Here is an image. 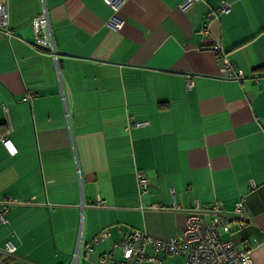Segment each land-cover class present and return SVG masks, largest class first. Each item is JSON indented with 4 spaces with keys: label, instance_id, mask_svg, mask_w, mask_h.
Segmentation results:
<instances>
[{
    "label": "crops",
    "instance_id": "1",
    "mask_svg": "<svg viewBox=\"0 0 264 264\" xmlns=\"http://www.w3.org/2000/svg\"><path fill=\"white\" fill-rule=\"evenodd\" d=\"M3 1L12 34L0 27V208L18 202L0 223V264H69L79 238L80 264H117L114 243L132 230L168 239L195 201L229 211L241 197L249 216L227 238L264 264V0H227L229 12L216 11L221 0H124L117 11L44 0L57 66L31 41L41 0ZM212 43L241 81L220 74ZM129 117L141 124L125 129ZM136 169L149 180L141 197ZM151 203L160 208H140ZM104 228L110 236L87 249Z\"/></svg>",
    "mask_w": 264,
    "mask_h": 264
},
{
    "label": "built area",
    "instance_id": "2",
    "mask_svg": "<svg viewBox=\"0 0 264 264\" xmlns=\"http://www.w3.org/2000/svg\"><path fill=\"white\" fill-rule=\"evenodd\" d=\"M123 1L124 0H104L114 11L118 10ZM198 1L200 0H180L179 7L185 9ZM5 7L6 2L1 0L0 27L5 29L7 35H11L12 31L6 21L7 13ZM230 8V2L221 0L216 11L229 12ZM108 24L114 29H119L123 21L113 16L109 19ZM31 27L33 33L31 41L33 46L49 53L57 66L58 53L54 46L48 9L44 0H41L40 12L31 18ZM204 32L207 33V29H205ZM206 47L221 58V64L219 66L221 75L237 81L243 79V71L237 68L235 63L226 58L218 43H212ZM57 76L60 84L61 100L66 112L65 95L58 73ZM192 87L193 76L188 74L185 77L184 88L185 90H190ZM131 119L132 117H129L131 123L129 122L125 129H128L130 125L137 126L141 124V122L132 121ZM2 142L9 150L14 151L8 137H3ZM135 179L136 193L141 197L148 192L149 180L146 171L136 169ZM254 187V182L250 181L249 189H253ZM16 202H18L17 199L12 197L4 198L0 208V223L7 222L5 214L9 205ZM95 205L101 206L102 202L97 201ZM140 208L159 209L160 204L151 203L147 206L140 205ZM248 216L245 197H241L237 200L233 208L229 211L225 209L222 201H213L212 204L207 207H201L200 204L195 201L193 206L187 210L184 227L178 235L168 239H160L152 237L145 231L132 230L127 236L115 242L114 246L119 249L121 254V258L117 264H127L130 260H144L156 264H168L166 258L172 254L183 255L184 262L182 264H254L251 258L250 248L239 249L231 239H222L220 237L221 233H229L232 225H244ZM117 228L120 229V225H117ZM109 236V228H104L95 235L90 242H87L85 246L87 249H91L92 244H96ZM5 247L8 253H12L15 250V245L11 241H8ZM82 247L83 241L80 238L72 253L69 264H80ZM148 248L151 249V252H148ZM100 262H103V260L101 259Z\"/></svg>",
    "mask_w": 264,
    "mask_h": 264
},
{
    "label": "rangeland",
    "instance_id": "3",
    "mask_svg": "<svg viewBox=\"0 0 264 264\" xmlns=\"http://www.w3.org/2000/svg\"><path fill=\"white\" fill-rule=\"evenodd\" d=\"M229 235L227 234V233H221V235H220V237L222 238V239H225V238H227ZM80 239V238H79ZM78 239V240H79ZM78 240H77V242H78ZM76 246H77V243H76ZM76 248V247H75Z\"/></svg>",
    "mask_w": 264,
    "mask_h": 264
}]
</instances>
